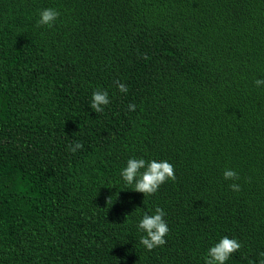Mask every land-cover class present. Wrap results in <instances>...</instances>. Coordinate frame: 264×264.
I'll use <instances>...</instances> for the list:
<instances>
[{"label":"trees","instance_id":"obj_1","mask_svg":"<svg viewBox=\"0 0 264 264\" xmlns=\"http://www.w3.org/2000/svg\"><path fill=\"white\" fill-rule=\"evenodd\" d=\"M46 8L59 16L37 26ZM256 79L264 0H0V264H204L223 236L242 245L226 264H258ZM133 157L168 161L175 181L133 191L120 175ZM156 207L169 233L148 251L137 224Z\"/></svg>","mask_w":264,"mask_h":264},{"label":"clouds","instance_id":"obj_2","mask_svg":"<svg viewBox=\"0 0 264 264\" xmlns=\"http://www.w3.org/2000/svg\"><path fill=\"white\" fill-rule=\"evenodd\" d=\"M58 16L59 12L53 8L43 9L39 12L37 26L51 27ZM114 83L121 93L128 92V87L125 84L119 81H114ZM254 84L258 87L262 86L264 85V79H256ZM109 103L110 99L107 91L101 89L93 91L90 107L95 113H102L104 106H107ZM135 107V104L128 105L129 111H134ZM69 148L70 151L75 152L78 149H82L83 145L80 142H76L74 145H70ZM120 175L126 184L134 185L133 191L142 193L143 196L155 194L166 181H175L176 179L174 166L168 161H146L143 158L136 157L127 160L126 167L121 170ZM223 179L237 181L239 180V176L235 170L226 169L223 172ZM229 188L234 192L240 191V185L237 183L229 184ZM165 215L166 213L163 209L156 207L154 214H144L139 220L137 228L144 233V235H141L139 243L146 250L151 251L156 247L166 244L165 237L169 233V227L164 220ZM241 247L242 245L237 239L223 236L208 249L204 257V264H226L230 256ZM259 256L258 264H264V252H261ZM249 264H253V262L250 261Z\"/></svg>","mask_w":264,"mask_h":264}]
</instances>
